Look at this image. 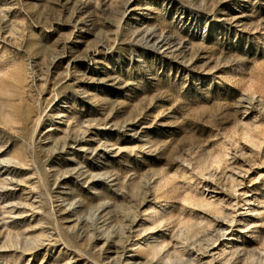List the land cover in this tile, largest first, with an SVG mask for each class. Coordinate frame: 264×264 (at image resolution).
Returning a JSON list of instances; mask_svg holds the SVG:
<instances>
[{"label": "rangeland", "instance_id": "374dc122", "mask_svg": "<svg viewBox=\"0 0 264 264\" xmlns=\"http://www.w3.org/2000/svg\"><path fill=\"white\" fill-rule=\"evenodd\" d=\"M0 264H264V0H0Z\"/></svg>", "mask_w": 264, "mask_h": 264}]
</instances>
